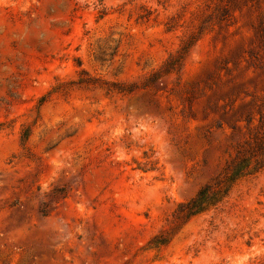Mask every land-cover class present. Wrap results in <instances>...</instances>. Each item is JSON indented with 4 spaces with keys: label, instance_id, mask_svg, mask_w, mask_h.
Listing matches in <instances>:
<instances>
[{
    "label": "rangeland",
    "instance_id": "374dc122",
    "mask_svg": "<svg viewBox=\"0 0 264 264\" xmlns=\"http://www.w3.org/2000/svg\"><path fill=\"white\" fill-rule=\"evenodd\" d=\"M262 115L264 0H0V264H264Z\"/></svg>",
    "mask_w": 264,
    "mask_h": 264
},
{
    "label": "trees",
    "instance_id": "16d2710c",
    "mask_svg": "<svg viewBox=\"0 0 264 264\" xmlns=\"http://www.w3.org/2000/svg\"><path fill=\"white\" fill-rule=\"evenodd\" d=\"M188 50L189 48L185 46L183 51H181L177 56L176 61L174 62V59L168 60L162 69L164 68V70L170 71L171 69L180 67ZM260 120L262 126H264L263 115ZM252 157H255L254 152L247 148H239L236 156L225 169L226 178L217 181L214 185L210 184L203 187L195 197L179 204L173 214L174 222L177 223V226L178 224L191 219L193 216L202 213L221 202L229 194L236 180L252 173L251 168L257 170L262 167L260 166L261 161H258V159H256L257 162L255 163V166L252 167L250 163ZM167 241L168 236H164L163 234L157 236V242L159 244L166 243Z\"/></svg>",
    "mask_w": 264,
    "mask_h": 264
}]
</instances>
